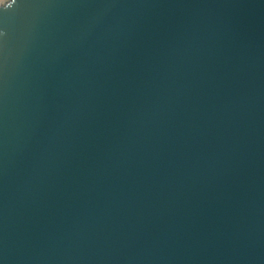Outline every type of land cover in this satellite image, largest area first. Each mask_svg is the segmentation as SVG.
I'll list each match as a JSON object with an SVG mask.
<instances>
[{
    "label": "water",
    "instance_id": "obj_1",
    "mask_svg": "<svg viewBox=\"0 0 264 264\" xmlns=\"http://www.w3.org/2000/svg\"><path fill=\"white\" fill-rule=\"evenodd\" d=\"M0 264H264V0L0 3Z\"/></svg>",
    "mask_w": 264,
    "mask_h": 264
},
{
    "label": "crops",
    "instance_id": "obj_2",
    "mask_svg": "<svg viewBox=\"0 0 264 264\" xmlns=\"http://www.w3.org/2000/svg\"><path fill=\"white\" fill-rule=\"evenodd\" d=\"M5 1H7V0H0V3H3V2H5Z\"/></svg>",
    "mask_w": 264,
    "mask_h": 264
}]
</instances>
